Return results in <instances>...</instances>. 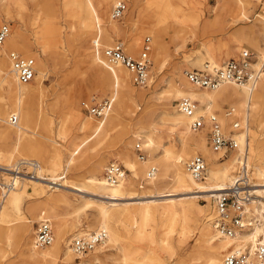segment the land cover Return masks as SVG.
<instances>
[{
	"label": "rangeland",
	"instance_id": "374dc122",
	"mask_svg": "<svg viewBox=\"0 0 264 264\" xmlns=\"http://www.w3.org/2000/svg\"><path fill=\"white\" fill-rule=\"evenodd\" d=\"M119 1H126L128 10L122 19L112 21V9ZM250 2L243 6L237 3L227 4L226 0H93L98 13H102L103 6L106 12L105 20L111 19L121 28L118 34L113 32L111 38L103 32L101 40L103 46L122 39L127 44V52L138 57L145 38L151 37L150 81L144 87L132 82L130 87L135 96L134 103L130 106V113L109 124L118 111L115 101L101 133L81 147L74 156L75 163L69 164L68 159L75 143L78 144L94 129L82 132L80 127L84 119L90 117L94 123H97L104 118L91 116L83 108L82 101L93 94L101 98H110L112 93L109 87L90 85L88 88L84 86L79 95L78 93L73 95L75 78L86 74V68L91 66L95 54V45L91 39L96 34L95 17L88 10L87 0H0V20L7 21L11 25V34L0 48V67L11 64L6 57L8 50L34 57L37 66L36 78L28 85L30 91L34 93L37 113L27 124H22L21 137L17 136L16 128L6 123L9 130H4L0 122V154L14 151L18 140L17 151H14L11 159L0 158V166L35 160L41 163L43 173L46 175L53 176L59 181V175L65 174L66 178L63 182L82 189L77 191L70 187H62V190H54L44 185L43 191L36 194L33 184L29 180L23 181L27 183L28 195L24 197L21 205V216L9 211L8 217L0 220V264H124L123 248L128 249L125 264H200V258L216 247H219L221 263L230 247L227 249L222 247L226 240L218 235L216 240L212 238L216 231L209 221L214 211L213 198L206 196L210 192L198 194L200 197H189V194L182 193L176 196L177 203L183 202L187 208L191 232L182 230V226L179 225L181 216H179L174 226L175 231L169 236L167 243L165 232L175 219L172 211L167 209L171 206L159 202L157 207L152 209L154 213L152 217L146 218L145 206L134 203L128 208L114 210L116 217L111 223L121 236L116 246L107 240V243L104 242L85 254L72 251L73 258L70 260L67 258L66 250L68 246L72 248L71 243L76 235L80 232H89L88 225L97 223L99 205H111L105 191L88 184V179L94 174L105 178V169L111 161L123 164L127 170L128 182L125 186L127 191L132 193L131 196L150 192L158 194V191L170 188L166 185L170 178L162 180L165 177L162 161L167 152L177 153L182 149V141L176 133L171 115L182 97L176 98L167 94L166 89L170 82L176 81L181 88L183 87L182 89L199 90L189 82L186 75L188 70L209 68L212 71L213 66L221 67L225 61L238 57L243 49L255 51L259 62L264 60V0H250ZM82 19L93 21L92 36H89L90 40L87 44L80 39ZM103 20L102 18V23ZM49 24L56 25L61 34L45 33ZM13 37H22L31 46L25 51L16 49L11 44ZM131 38L134 41L133 46L129 43ZM157 38L163 44L158 61L154 53ZM46 43L48 47L44 50ZM207 51L216 57L219 66L211 65ZM198 59L200 62H197ZM261 80H264V76ZM200 91L213 93L211 89L201 88ZM5 101L0 86V108ZM228 107L235 108L237 116L234 119L241 123L238 131L231 132L233 119L225 115ZM39 108L46 115L41 117ZM212 112L220 115L226 132L228 134L231 132L235 138L237 134L245 133L249 128L250 132L264 141V100L261 103L260 113L253 112L247 122L243 116L245 113H242L239 104L235 101L217 100ZM10 116H7V122ZM46 123L48 128H45ZM202 131L190 133V137L196 139V142L189 143L190 154L186 161H183L185 169H188L189 160L198 154L205 157L208 168L213 162L223 165L232 157H239L238 149L226 153L213 151L207 130ZM203 137L207 139L205 149L198 146ZM149 139L153 140L155 145H150L146 150L144 143ZM122 142L128 146L130 158L137 168L136 174L127 167L119 153V145ZM137 144H140L145 152V159H151L152 162L143 164L140 161ZM55 151L60 152L57 158L51 157ZM245 151L252 166L254 182L258 183L254 162L249 159L248 150ZM152 158L158 160L154 161ZM49 160L56 162L55 174L50 170ZM97 160H101L102 163H97ZM239 161L236 163L234 176ZM150 165L157 167L158 175H156L157 186L152 187V190L148 189L145 180ZM171 175L172 172H169V176ZM64 196L68 199L62 202ZM256 196L255 194L252 200L264 202L263 196ZM5 199L1 198L0 191V202ZM139 199L136 197L135 201ZM46 207L55 210L58 214L57 217L50 216L55 233L54 243L39 248L46 250L58 247L56 258L47 263L24 255L27 241L24 227L30 225V242L33 245L37 224L44 219L41 215ZM77 207H81L80 212L76 211ZM248 207L247 221L253 224L245 232H250L256 224L263 223L258 207L255 204H249ZM12 229L13 233L10 237ZM95 230L98 229L90 231ZM263 233L264 231L258 235L262 236ZM246 245L250 246L253 243L249 242Z\"/></svg>",
	"mask_w": 264,
	"mask_h": 264
},
{
	"label": "bare ground",
	"instance_id": "6f19581e",
	"mask_svg": "<svg viewBox=\"0 0 264 264\" xmlns=\"http://www.w3.org/2000/svg\"><path fill=\"white\" fill-rule=\"evenodd\" d=\"M226 1L227 4L237 3L243 6L251 3L250 0H226ZM18 3H20V1ZM87 5H88V10H90V12L93 13L96 22V34L91 38L94 45L96 44V39L98 37L100 40H102L103 32H105L110 38L113 32L114 33L116 32L117 34L119 33L121 28L120 26L112 22L113 19L112 21L111 19L105 20L106 18H104V16L106 15V12L103 6H102V13L100 14L98 13L99 11L97 7L93 3V0H87ZM102 18L104 19L103 20L104 23L101 22ZM80 27H81L80 39L83 41V43L87 44L88 43L87 41L90 40L89 36H92L93 21L88 19H82L80 21ZM45 33H48L50 35L61 34L58 27L54 24H49L45 29ZM159 38H157L154 48L156 61L160 59L161 49L163 47L162 46L163 44L159 42L160 41ZM129 43L132 46L134 45V41L132 38L130 39ZM11 44L14 45L16 49L18 48L23 51H25L26 48H29L31 46L30 43L26 42L25 39H23L22 37H18V38L13 37ZM47 47L48 45L46 43V46H44V50H46ZM207 56L210 62L212 63L211 65L219 66L216 57L210 51H207ZM199 60L200 59H198L197 62H200ZM36 74H37V66H36ZM130 74H131L130 71H128L126 67L121 65H113L110 62H107L106 58L102 54L100 46L98 48H96L95 46V54L93 56V61L91 66H89L88 69L86 68V74L78 78H75L76 81L74 84L73 95H76L77 93L79 95L80 92L83 91L84 86L86 88L90 87V85L97 87L100 86L105 88L106 87L111 88L112 93H110L111 94L110 99L113 101L112 105L114 104L115 101H117V109H118L117 114H115V116L110 120L109 124H112L118 121L121 118V116L129 114L130 106L134 103L135 93L134 91H132L130 87L133 82L131 80L132 75L130 78ZM29 84L30 83L23 84L18 80L16 74L12 69L11 64L3 65L2 67H0V86L2 88L3 97H5L6 99V101L0 108V122L2 123L4 130L5 129L9 130L8 127L5 125L6 123H8L13 128H16L15 130L17 132L16 134L17 136L20 137L22 136V124L24 123L27 124V122H29V119L37 113V109L34 106V99H35L34 93L30 91L28 86ZM225 84H231L233 86L229 87L228 85ZM225 84H223L224 86L221 85L217 89H213L214 90L213 93H210L205 91L202 92L200 91L201 88L196 86L195 87L198 88L199 90L192 88L182 89L183 87L181 88L176 81H172L170 82L168 88L166 89V93L171 94L176 98L189 96L195 100H198L200 102V105L198 106L199 113L201 112L205 114H210L212 112L214 103L217 102V100H223V101L228 100V101L237 102L239 104L242 113H245V115L243 116L246 118L245 119L246 122L250 119V116L252 115L253 112L254 113L258 112V114L260 113L261 103L264 100V80H261L258 83V85L255 87L251 83H244V84L225 83ZM177 108H178L177 106L174 107L175 110L174 112L171 113V115L176 133H178L182 141V149L177 153L167 152L164 155L165 157L164 160L162 161V165L164 166V176H165L164 178H162V180L165 178L166 179L170 178L169 181L166 182L167 187H170L169 189L166 188L167 190L158 191V194H155L154 192L153 193L150 192L148 194H142L140 196H131L132 193H129L125 186L128 182L126 180L127 178L119 184H110L105 178L98 177L95 174L88 179V184L90 186H93L99 190H103L108 194L106 197L107 199H109V203H111V205L109 206H107L106 204L99 205L97 223L89 224L87 229V231H90L92 229H105L108 233L105 243H107L108 240L113 246H116L118 242L121 240V236L118 229L115 226H113L111 223V220L116 217V213L114 210L128 208L130 205L134 203H140L145 206L144 208L146 209L145 210L146 218L152 217V215L154 214L152 212V209L157 207L159 202H164L165 204H169V206H171L170 208L167 209L169 211L170 210L172 211L173 216H175V219L166 229L165 232L166 243L169 242L168 240L169 236L173 234V232L175 231L174 226L176 225L179 216H181L179 220V225L182 226V230L191 232L190 230L191 228L189 226V220L187 219V208L185 207L183 202H179V204L177 203L176 199L178 197L176 198V196L182 193L184 195L189 194L190 195L189 197H200V195L198 194L204 192H210L206 196L208 198L211 197L213 198L214 191L225 189L226 187L229 186L228 185L229 183L232 184L235 178L234 171L236 169V163L239 161L242 154L246 152L245 150H248L250 154L249 159H251L254 162L255 175L259 179V182L255 183L252 174V178H253L252 181L254 183L253 189L256 188L254 189V195L256 194L257 195L256 197H262V196L264 197V141H262L259 137H257L255 133L250 132L249 128L245 133L237 134L236 139L239 143V149H238L239 157L234 156L231 158L229 162H225L223 165H219L215 162H213L212 164L210 163L211 165L208 168V174L206 178L204 180H200L201 182H199L198 179H195L191 175L188 169H185L184 167L185 162H183L186 161V159L190 154V150L188 149V147H190L189 143L196 142V139L190 137V133L192 131L190 128V122L192 119L188 117L186 114L182 113L179 109L177 110ZM12 113H16L19 116V122L16 125L12 124L10 122V119L7 122V116L11 115ZM39 114H41V117L46 115L43 113L42 109L39 110ZM109 115L110 112L107 113L103 119L97 121V123H94L90 117L84 119L80 127L82 132H85L91 128L94 129L90 133V135L84 137V139L81 140L78 144L75 143V147L71 151L70 157L68 159L69 164L75 163L74 156L80 150L81 147H83L90 140H92L94 137L99 135V133H101ZM20 119H21V123H20ZM45 128H48V123L45 124ZM50 141L52 142L53 140L51 139ZM206 143H207V139L206 137H203L199 142L198 146H200L201 149H205ZM144 145L147 150V148L150 145L154 146L155 142L149 139L146 143H144ZM17 148H18V140L16 141L13 150L17 151ZM14 151H8L3 155L0 154V158L4 157L7 159H11L14 154ZM119 153L124 158V162L127 165V167L136 174L137 168L130 158V153L128 151V146L126 143L123 142L120 143ZM58 156H60V152H56V151L53 152L51 155V157L53 158H57ZM215 158L217 157L215 156ZM152 159L154 161L158 160V158H152ZM210 160L213 159L210 158ZM140 161L143 162V164H148L150 163V161L152 162L151 159L147 160V158L141 159ZM48 162L51 165L50 170L55 174V172L57 171L56 168H54L56 162H54V160H49ZM96 162L99 164L102 163L101 160H97ZM38 163L40 166L37 168L36 174L34 176H28V177L19 176L20 179L17 180V184L15 188L10 190L7 195H1L2 199L5 198L6 199L0 202V214L2 215L0 217L1 218L0 220H5V218L8 217L7 213L9 211H13L17 215L21 216V212H22L21 205L23 203L24 197L28 195V189L26 186L27 183L26 184L24 183L25 180H29V182L33 184V186L36 189L35 190L36 194L41 193L43 191L44 185H48L50 188H54V190H62V187H70L77 191H82L80 187H76L67 182H63L65 181L66 178L65 174L59 175L58 178L59 181L56 178H53V176L50 177L46 175L45 173H43V168L41 163L40 162ZM9 165H12V163H10ZM9 165H3V166L7 167ZM152 167H155L157 169L155 165H150L145 176V180H147V185L149 187L148 189L150 190H152L151 189L152 187L157 186L156 180L158 176L156 172L155 176L148 178L149 170ZM169 172H172L171 176H169ZM6 178L8 179L7 176ZM20 184H22V186H19ZM58 196L60 195H57V197ZM136 197L140 198L139 201H135ZM67 199L68 198L64 196L62 202L66 201ZM258 201H259V205H257ZM249 204L250 205L255 204V206L258 207L263 223L256 224L255 227L250 232H245L250 228L248 227L247 229L242 231L243 233L239 232L233 238L223 237L214 229L216 231V234L213 236L211 235L212 238L216 240L218 235L220 238L226 240L225 242L221 240V242H224L222 247H224L225 249H227L228 247L230 248L238 247L239 245H243V244L246 245L249 242H252L254 246L259 238L258 234L264 231V202L261 200H251ZM248 205L247 208H249ZM80 209L81 207H77L76 211L80 212ZM52 215L54 217L58 216L55 210L53 209L49 210L48 207H46V209L42 211L41 218H44L43 220H52L50 217ZM252 224L250 226H252ZM24 228H25L24 232L26 233L27 236V241L24 247L25 257L30 259H34V258H37L38 260L41 259L46 263L48 261L54 260L57 256L58 247H52L46 250H39V248H36L30 242V234H31L30 225H26ZM12 233H13V229L10 233V237H12ZM84 233L85 232H80V234L76 236L85 235L86 233L85 234ZM134 236H139V235H134ZM54 241H55V233L52 244L54 243ZM218 249L219 247H216L215 249L209 251L207 254L203 255L200 258L201 259L200 264H220ZM72 251H74V249L68 246L66 250V255L69 260L73 258ZM122 251H123L124 264H125L127 260L126 253L128 252V249L123 248Z\"/></svg>",
	"mask_w": 264,
	"mask_h": 264
},
{
	"label": "built area",
	"instance_id": "2783aa9c",
	"mask_svg": "<svg viewBox=\"0 0 264 264\" xmlns=\"http://www.w3.org/2000/svg\"><path fill=\"white\" fill-rule=\"evenodd\" d=\"M128 5L126 1H119L112 9L111 18L120 20L124 17ZM11 33V25L7 21L0 20V48H2ZM151 37L147 36L143 49L138 57L127 52V44L122 39L103 46L99 37L96 39V48L100 49L104 57L113 65L126 67L131 75L132 81L137 86H147L150 81L151 67ZM6 57L11 63L12 69L18 80L23 84L31 83L36 76V59L25 56L15 50L6 51ZM210 67V65H208ZM205 69H194L186 72L191 84L204 89H217L225 83L244 84L251 83L254 87L258 85L264 76V60L259 62L255 51L243 49L236 58L225 61L221 67ZM112 100L99 97L96 94L82 101V106L91 116L105 117L112 109ZM199 101L189 96L178 100V109L190 117V128L193 132L207 130L209 143L216 152H229L239 149V143L231 132L238 131L241 123L234 119L235 108L228 107L225 115L233 119V129L228 134L224 128L220 115L216 112L210 114L199 113ZM10 122L16 125L19 116L12 113ZM137 150L141 159L146 155L140 144ZM240 157L238 170L234 181L225 189L214 191V212L210 219L214 229L223 237L233 238L239 232L251 227V221H247V205L254 195V183L252 181V167L248 162L245 152ZM35 160H25L7 167L0 166V191L1 195H7L15 188L19 176H34L39 167ZM191 175L198 180H204L208 173V164L203 155H196L187 163ZM6 174V175H5ZM106 180L110 184H119L127 178V170L124 165L111 161L106 169ZM156 168L149 170L148 178L155 176ZM8 177V179L6 178ZM19 177V178H18ZM108 233L105 229L89 231L85 235L73 238L71 246L77 254H85L93 251L98 245L104 243ZM54 240V229L50 220H42L37 224L33 245L36 248H44L52 244ZM220 264H264V235L259 236L256 244L239 245L229 248Z\"/></svg>",
	"mask_w": 264,
	"mask_h": 264
},
{
	"label": "crops",
	"instance_id": "0c3cea01",
	"mask_svg": "<svg viewBox=\"0 0 264 264\" xmlns=\"http://www.w3.org/2000/svg\"><path fill=\"white\" fill-rule=\"evenodd\" d=\"M225 85H231V84H225ZM223 86H224V85H223ZM213 91H214V90H213ZM211 113H212V112H211ZM236 116H237V114H236ZM236 116H235V117H236ZM231 119H232V118H231Z\"/></svg>",
	"mask_w": 264,
	"mask_h": 264
}]
</instances>
